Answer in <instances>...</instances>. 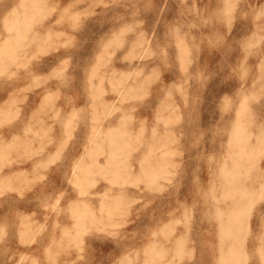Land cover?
<instances>
[{
    "label": "rangeland",
    "instance_id": "rangeland-1",
    "mask_svg": "<svg viewBox=\"0 0 264 264\" xmlns=\"http://www.w3.org/2000/svg\"><path fill=\"white\" fill-rule=\"evenodd\" d=\"M22 1L0 0V264H264V0Z\"/></svg>",
    "mask_w": 264,
    "mask_h": 264
},
{
    "label": "bare ground",
    "instance_id": "bare-ground-1",
    "mask_svg": "<svg viewBox=\"0 0 264 264\" xmlns=\"http://www.w3.org/2000/svg\"><path fill=\"white\" fill-rule=\"evenodd\" d=\"M24 1H26V0H24ZM24 1H22V2H24ZM27 1H28V0H27ZM29 1H31V0H29ZM29 1H28V2H29ZM40 1H41V0H40ZM63 1H64V0H63ZM65 1H66V0H65ZM225 1H226V0H225ZM232 1H233V0H232ZM22 2H20V3H22ZM34 2H35V1H34ZM34 2H33V3H34ZM228 2H229V1H228ZM233 2H234V1H233ZM233 2H232V3H233ZM26 3H27V2H25V4H26ZM59 3H60V2H59ZM65 3H66V2H65ZM65 3H63V4H65ZM223 3H224V2H223ZM63 4H62V5H63ZM225 4H226V3H225ZM227 4H228V3H227ZM19 5H20V4H19ZM33 5H35V4H33ZM62 5H61V7H60L61 9H62ZM66 5H67V4H66ZM68 5H69V4H68ZM36 6H37V5H36ZM57 6H58V5H57ZM69 6H70V5H69ZM18 7H19V6H18ZM23 7H24V6H22V8H23ZM32 7H33V6H32ZM32 7H31V9H32ZM224 7H225V6H224ZM227 7H228V6H227ZM232 7H234V5H232ZM20 8H21V7H20ZM11 9H12V8H11ZM24 9H25V8H24ZM28 9H29V8H28ZM63 9H64V7H63ZM67 9H68V8H67ZM12 10H13V9H12ZM20 10H21V9H20ZM20 10H19V11H20ZM35 10H36V9H35ZM231 10H233V9H231ZM14 11H15V10H14ZM24 11H25V10H24ZM15 12H17V14H19L18 11H15ZM34 12H35V11H34ZM36 12H37V11H36ZM7 13H12V12H10V10H9V12L7 11ZM13 13H14V12H13ZM21 13H22L23 15H25V14H24L25 12L23 13V11H22ZM21 13H20V14H21ZM29 13H31V12H29ZM17 14L15 13V16H17ZM20 14H19V15H20ZM6 15H7V14H6ZM8 15H9V14H8ZM8 15H7V16H8ZM11 15H12V14H11ZM11 15H10V16H11ZM13 15H14V14H13ZM23 15H22V16H23ZM27 15H28V14H27ZM229 15H230V14H229ZM231 15H232V14H231ZM7 16H6V17H7ZM10 16H8V18H7L6 20L10 19V18H9ZM15 16H14V18H15ZM20 16H21V15H20ZM22 16H21V17H22ZM29 16H30V15H28V17H27L28 19L30 18ZM11 17H12V16H11ZM17 17H18V16H17ZM17 17H16V18H17ZM24 17H25V16H23V18H24ZM32 17H33V16H32ZM11 19H13V17H12ZM24 19H26V17H25ZM28 19H27V20H28ZM15 20H17V19H15ZM8 21H10L11 23H12V21H13V23H16V22H14V20H12V21H11V20H8ZM22 21H23V20H22ZM28 21H29V20H28ZM28 21H26V22L23 21V23H24V22L27 23ZM19 22H21V19L19 20ZM19 22H18V23H19ZM18 23H16V24L18 25ZM23 23H22V24L19 23V24L22 25L21 27H23V25L25 24V23H24V24H23ZM28 23H29V22H28ZM48 23H49V22H48ZM48 23H46V24H47L48 27H49L50 24H48ZM25 25H26V24H25ZM25 25H24V27H27L29 24L26 25V26H25ZM51 25H53V24H51ZM12 26H14V24H13ZM44 26H45V25H44ZM53 26L55 27V25H53ZM50 27H51V26H50ZM14 28H16V26H14ZM21 29H22V30H21ZM24 29H25V28H20V26L18 25V27L16 28V32L14 33V36H16L17 38L21 37V35L23 36L24 31L27 30V29H25V30H24ZM44 29H45V27H44ZM55 29H58V28H55ZM61 29H62V28H61ZM9 30H10V28H9ZM12 30H13V29H12ZM40 30H41V29H40ZM53 31H54V30H53ZM9 32H10V31H9ZM34 32H35V31H34ZM34 32H33V33H34ZM37 32H38V31H37ZM39 32H40V31H39ZM44 32L46 33V31H44ZM48 32L50 33V31H48ZM7 33H8V31H7ZM33 33H32V35H33V37H34V34H33ZM56 33H58V32H55V33H53V34L56 35ZM24 34H25V33H24ZM42 34H43V33H42ZM46 34H48V33H46ZM53 34L50 33L51 36H52ZM7 35H8V34H7ZM7 35H6V36H7ZM11 35H13V34L11 33ZM32 35H31V36H32ZM35 35H36V34H35ZM40 35H41V33H40ZM57 36H58V35H57ZM57 36H56V37H57ZM11 37H12V36H11ZM11 37H9V38H11ZM29 37H30V36H29ZM39 37H41V36H39ZM39 37H37V38H39ZM49 37H50V36H49ZM9 38H7V41L9 40ZM21 38H22V37H21ZM21 38H20V39H21ZM23 38H24V36H23ZM25 38H26V37H25ZM37 38H36V39H37ZM43 38H44V40H47L48 36H47V37L43 36ZM45 38H46V39H45ZM54 38H55V37H54ZM30 39H31V38H30ZM36 39H35V42L37 41ZM50 39H51V38H50ZM52 39H53V38H52ZM10 40H11V39H10ZM16 40H17V39H16ZM32 40H33V39H32ZM3 41H4V40H3ZM18 41H20V40H18ZM18 41L16 42V41L14 40L15 43H18ZM25 41L27 42V40H25ZM33 41H34V40H33ZM42 41H43V40H42ZM47 41H49L48 43H50V40H49V39H48ZM47 41H46V42L43 41V42L47 43ZM52 41H53V40H52ZM52 41H51V42H52ZM0 42H2V41H0ZM5 42H6V39H5ZM11 42H12V40H11ZM11 42H10V43H11ZM21 42H22V41H21ZM23 42H24V41H23ZM37 42H38V41H37ZM37 42H36V43H37ZM2 43H3V42H2ZM2 43H1V45L4 46L5 43H4V44H2ZM7 43H8V42H7ZM10 43H9V44H10ZM12 43H13V42H12ZM12 43H11V44H12ZM28 43H29V41H28ZM39 43H40V42H39ZM55 43H56V42H55ZM31 44H33V43H31ZM50 44H51V43H50ZM52 44L54 45V43H52ZM56 44H57V43H56ZM6 45H7V44H6ZM24 45H25V44H24ZM35 45H36V44H35ZM42 45H43V44H41L40 46H42ZM46 45H47V44H46ZM8 46H9V45H8ZM8 46H6L5 48H7ZM37 46H39V44H37ZM50 46H51V45H50ZM9 47H10V46H9ZM11 47H12V45H11ZM19 47H20V46H19ZM21 47H22V46H21ZM21 47H20V49H21ZM31 47H32V45H31ZM35 47H36V46H35ZM45 47H46V46L44 45V48H45ZM1 48H3V47H1ZM5 48H4V49H5ZM23 48H25V47H23ZM11 49H13V51H12V54H13V52H14V50H15V49H14V46H13L12 48H9V50H11ZM26 49H27V47H26ZM28 49H29V48H28ZM40 49H43V47L40 48ZM0 51H1V49H0ZM5 51H6V49H5ZM5 51L3 50V52H5ZM16 51H17V50H16ZM27 51H28V50H27ZM30 51L32 52V50H30ZM37 51H39V50H37ZM3 52L1 51L0 55H4ZM6 52H7V51H6ZM8 52H9V51H8ZM23 52H26V51L23 50ZM20 53H22V52H20ZM20 53H19V54H20ZM29 53H30V52H29ZM24 54H25V53H24ZM9 55H10V52H9ZM9 55H8V56H9ZM15 55H16V53H15ZM25 55H26V54H25ZM28 55H29V54H28ZM17 56H18V54H17ZM22 56H23V54H22ZM2 57H5V56H2ZM2 57H1V59H2ZM6 57H7V56H6ZM11 57H12V55H11ZM11 57H8V59H10ZM12 60H13V57H12ZM1 61H2V60H1ZM1 61H0V62H1ZM4 62H5V61H4ZM118 93H119V92H118ZM10 98H11V97H10ZM5 99H7V98H5ZM10 100H11V99H10ZM1 104H2V103H1ZM3 105H4V104H3ZM5 105H6V104H5ZM32 135H33V134H32ZM235 159H237V158H235ZM238 159H239V158H238ZM238 159H237V160H238ZM245 159H247V157H245ZM245 159L243 160V157H242V161H246ZM240 160H241V159H240ZM242 161H241V163L244 164V162H242ZM237 162H238V161H237ZM237 162H236V160H235V163H237ZM235 163H234V164H235ZM239 165H240V164L238 163V166H239ZM244 165H245V164H244ZM236 166H237V164H236ZM240 166H242V165H240ZM245 167H246V166H245ZM225 170H226V169H225ZM22 171H24V170H22ZM226 171H227V170H226ZM234 171H235V170H234ZM234 171H233V173H235V174L238 176V173H237V172H234ZM257 171H258V170H256V173H258ZM9 172H10V171H9ZM220 172H221V171H220ZM228 172H229V171H228ZM228 172H227V173H228ZM20 173H21V172H20ZM23 173H24V172H23ZM23 173H21V175H22ZM225 173H226V172H225ZM225 173H223V174H225ZM230 173H232V172H230ZM233 173H232V175H234ZM248 173H249V172H248ZM220 174H221V173H220ZM228 174H229V173H228ZM228 174H227V175H228ZM252 174H253V173H252ZM21 175H17V176L22 177ZM23 175H24V174H23ZM25 175H26V174H25ZM225 175H226V174H225ZM230 175H231V174H230ZM241 175H242V174H241ZM250 175H251V173H250ZM253 175H254V176H251V177H256V176H257V174H256V176H255V174H253ZM8 176H9V175H8ZM9 177H11V176H9ZM221 177H224V178H226L227 180H229V179H228V176L225 177V176L222 175ZM260 177H261V175H260ZM229 178H231V179H230L231 181L234 180V179L232 178V176H231V177L229 176ZM248 178H249V177H248ZM235 179H237V177H236ZM250 179H251V178H250ZM253 179H254V178H253ZM224 180H225V179H224ZM251 180H252V179H251ZM225 181H226V180H225ZM237 181L239 182L240 180L237 179ZM252 181H253V180H252ZM261 181H262V180H261ZM223 182H224V181H223ZM242 182H243V181H242ZM255 182H256V181H255ZM227 183H228V182H227ZM229 183H230V182H229ZM252 183H253V182H252ZM254 184H255V183H254ZM256 184H257V182H256ZM261 184H263V183L261 182ZM225 185H226V183H225ZM231 185H232V184H231ZM233 185L235 186V185H237V184H233ZM233 185H232V186H233ZM259 185H260V184H259ZM234 186H233V187H234ZM238 186H239V185H238ZM252 186H253V185H252ZM224 187H225V186H224ZM226 187H227V186H226ZM239 187H240V186H239ZM242 187H243V186H242ZM242 187H241V188H242ZM245 187H246V186H244L243 188H245ZM250 187H251V186H249V188H250ZM259 187H260V186H259ZM259 187H258V188H259ZM261 187H262V186H261ZM246 188H247V187H246ZM225 189H226V188H225ZM234 189H235V188H234ZM239 189H240V188H239ZM239 189H238V190H239ZM259 189H260V188H259ZM249 190H250V189H249ZM257 190H258V189H257ZM257 190H256V191H257ZM242 191H243V190H242ZM242 191H241V192H242ZM244 191L246 192L247 190H244ZM247 192H248V191H247ZM250 192L253 193V192H255V191H252V188H251V191H249L248 193H245V194L248 195ZM251 193H250V194H251ZM240 194H241V193H240ZM250 194H249V195H250ZM253 194H254V193H253ZM251 195H252V194H251ZM240 197H241V196H240ZM244 197H245V195H244ZM246 198H247V197H246ZM241 201H242V199H241ZM245 201H246V199H245ZM245 201H244V202H245ZM247 201H248V200H247ZM247 201H246V202H247ZM240 204H241V203H240ZM233 205H234V204H233ZM235 205H236V204H235ZM238 209H239V208H238ZM238 209L236 210V213H235L234 217H232V218L230 219L231 216H230V217L228 216L229 219H230V221H228V222H231L230 230H229V232H228V233H229V236H230V235H232V236H236V235L239 234V233H238V231H239V227H238V226L240 225L241 217H240V210H238ZM231 210H232V208H231ZM233 213H234V211H233ZM233 213H232V214H233ZM252 216H253V215H252ZM252 216H251V217H252ZM253 218H254V216H253ZM222 220H223V219H222ZM226 220H227V219H225L224 222H226ZM220 222H221V221H220ZM241 223H242V222H241ZM227 224L229 225V223H227ZM220 225H221V223H220ZM224 225H225V227H227L225 223H224ZM222 226H223V224H222ZM232 226H233V227H232ZM240 226H241V225H240ZM220 228H221V227H220ZM227 228L229 229V227H227ZM227 228H226V229H227ZM221 229H222V228H221ZM224 229H225V228H224ZM224 229H222V230H224ZM228 229H227V230H228ZM219 230H220V229H219ZM219 233H220V232H219ZM222 233H223V232H222ZM224 233H225V232H224ZM222 235H223V234H222ZM226 236H228V235H226ZM223 237H225V235H223ZM221 238H222V237H221ZM225 238H226V240L228 239L227 237H225ZM236 238H237V236H236ZM228 242H229V240H228ZM225 244H226V242L224 243V245H225ZM232 244H233V243H232ZM224 245H223V246H224ZM231 246H232V245H230V248H231ZM234 246H235V245H234ZM217 247H218V246H217ZM224 247H225V246H224ZM224 247H223V250L220 251V253L222 252V255H223V253H225V252H223V251H224ZM220 248H221V247H220ZM221 249H222V248H221ZM227 249H228V245H227ZM227 249H225V250H226V253H227ZM232 249H233V247H232ZM233 250H234V249H233ZM234 251H235V250H234ZM216 252H217V251H216ZM218 252H219V251H218ZM236 252H237V251H235V253H236ZM238 252H239V251H238ZM226 253H225V254H226ZM239 253H240V252H239ZM225 254H224V255H225ZM224 255H223V256H224ZM237 255H238V253H237ZM226 256H229V255H226ZM226 256H225V257H226ZM245 256H246V255H245ZM225 257H223V258H225ZM236 257H237V256H236ZM227 258H229V257H226L225 259H227ZM245 258H246V257H245ZM229 259H230V258H229ZM229 259H227V260H228L227 263H229ZM237 259H238V258H237ZM237 259H236V260H237ZM222 260H223V259H222ZM231 260H232V259H231ZM234 260H235V259H234ZM234 260H233V261H234ZM245 260H246V259H245ZM223 261H224V260H223ZM225 262H226V260H225ZM225 262H223V263H225ZM231 262H232V261H230V263H231ZM235 262H236V264H239V262H237V261H235ZM227 263H225V264H227ZM241 264H242V262H241Z\"/></svg>",
    "mask_w": 264,
    "mask_h": 264
}]
</instances>
